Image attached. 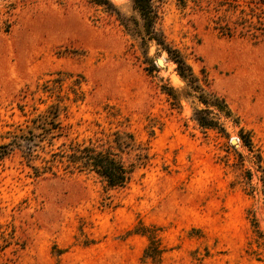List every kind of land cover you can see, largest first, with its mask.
Here are the masks:
<instances>
[{
	"label": "rangeland",
	"instance_id": "374dc122",
	"mask_svg": "<svg viewBox=\"0 0 264 264\" xmlns=\"http://www.w3.org/2000/svg\"><path fill=\"white\" fill-rule=\"evenodd\" d=\"M226 8L155 2L164 42L231 111L208 107L206 128L133 0H0V264H264V40L222 35L238 16ZM51 107L62 131L46 135ZM116 130L149 156L125 187L52 156Z\"/></svg>",
	"mask_w": 264,
	"mask_h": 264
},
{
	"label": "trees",
	"instance_id": "16d2710c",
	"mask_svg": "<svg viewBox=\"0 0 264 264\" xmlns=\"http://www.w3.org/2000/svg\"><path fill=\"white\" fill-rule=\"evenodd\" d=\"M158 0H133L134 8L138 11L142 21L143 30L149 40L155 41L167 53L169 59L176 65L178 75L193 88L194 91L199 92L198 99L203 103L207 109L202 110L206 117L197 119L199 124L203 127H211L213 122L209 118L210 114L208 107H212L218 114L225 118L231 117V111L227 107L225 101L211 92H206L200 85L199 79L194 74L191 66L186 62L182 54L169 45L162 39L160 33L155 28V21L158 17L155 9V2ZM180 4L185 5L187 0H177ZM220 5L228 4L225 10L236 12L238 16L232 21L230 26L229 22L221 24L218 23L217 30L226 36H232L234 29L240 27V33L249 35L252 38H259L264 40V0H248L246 2L249 10L240 8V4L233 3L231 0H217ZM250 4H254L251 6ZM259 11H256V9ZM170 94V93H168ZM173 96V95H171ZM47 115L43 118V134L49 135L53 130L62 131V126L57 121L58 112L55 107H51L47 111ZM41 133V135L43 136ZM40 135L31 134L30 137L24 136L27 140L33 141L34 138L42 137ZM243 143L249 147L250 140L247 137H242ZM64 145V144H62ZM0 158L7 152V145L0 146ZM25 154L30 155V145L25 147ZM130 150H136L137 153L132 161L126 162L122 157L123 153H128ZM145 148H141L139 153V143H137L135 135L128 130H116L111 134L103 135L94 141L89 140L86 142H71L68 148L61 149L58 152L52 153L56 161L60 162L64 169L69 172H86L94 173L111 188L125 187L131 180L134 170L139 165H144L149 160ZM149 245L145 249V255L153 261H157L161 250L159 249L156 241L152 235H148Z\"/></svg>",
	"mask_w": 264,
	"mask_h": 264
},
{
	"label": "water",
	"instance_id": "95a60500",
	"mask_svg": "<svg viewBox=\"0 0 264 264\" xmlns=\"http://www.w3.org/2000/svg\"><path fill=\"white\" fill-rule=\"evenodd\" d=\"M158 63L161 65V61H160V60L158 61ZM236 141H237L236 139H233V140H232V142L234 143V145H236V144H237V142H236Z\"/></svg>",
	"mask_w": 264,
	"mask_h": 264
}]
</instances>
